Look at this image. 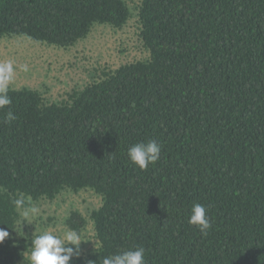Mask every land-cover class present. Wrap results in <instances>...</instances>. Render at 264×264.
<instances>
[{
  "label": "trees",
  "instance_id": "obj_1",
  "mask_svg": "<svg viewBox=\"0 0 264 264\" xmlns=\"http://www.w3.org/2000/svg\"><path fill=\"white\" fill-rule=\"evenodd\" d=\"M135 8L146 59L61 100L10 88L0 109V228L9 232L0 264H29L18 193L35 202L84 189L101 196L89 215L97 245L70 264L135 247L147 264H264V0ZM132 15L126 0H0V38L69 47ZM150 139L160 158L141 170L127 150ZM193 203L207 209L206 236L188 223ZM65 223L80 233L86 220L72 210Z\"/></svg>",
  "mask_w": 264,
  "mask_h": 264
},
{
  "label": "rangeland",
  "instance_id": "obj_2",
  "mask_svg": "<svg viewBox=\"0 0 264 264\" xmlns=\"http://www.w3.org/2000/svg\"><path fill=\"white\" fill-rule=\"evenodd\" d=\"M126 1L133 8V15L122 28L96 24L84 39L69 47L48 45L23 36L0 38V62L11 60L16 66L10 88L28 86L39 90L49 101L61 100L73 89L97 79L104 70L146 59L149 51L140 38L135 10L140 0ZM22 65H27L28 70H21ZM34 204L39 211L32 224H22L19 218L18 225L25 231L34 236L45 230L70 229L66 219L72 210H77L86 220L80 232L85 240L80 244V253L84 255L97 245L89 215L101 205L100 195L89 189L76 193L64 191L53 200L42 198Z\"/></svg>",
  "mask_w": 264,
  "mask_h": 264
},
{
  "label": "clouds",
  "instance_id": "obj_3",
  "mask_svg": "<svg viewBox=\"0 0 264 264\" xmlns=\"http://www.w3.org/2000/svg\"><path fill=\"white\" fill-rule=\"evenodd\" d=\"M20 67L23 71L28 70L27 65ZM15 72L16 66L13 61L0 62V109L11 104L8 93L10 85L15 79ZM6 119L11 122L16 119V116L9 110ZM160 154L161 145L151 139L147 142H138L127 150L129 160L141 170H146L150 164H155L159 160ZM4 192L6 189L0 186V194ZM11 202L20 214L22 224H32L39 211L32 197L20 192ZM188 223L197 226L199 231L206 236L211 228L206 207L200 203H193L190 208ZM7 237H9V232L5 228H0V243ZM82 241L85 240L81 234L72 229H66L62 232L45 230L34 234L28 256L29 264H70L74 256L80 255ZM102 264H147L145 249L135 247L110 254L103 258Z\"/></svg>",
  "mask_w": 264,
  "mask_h": 264
}]
</instances>
